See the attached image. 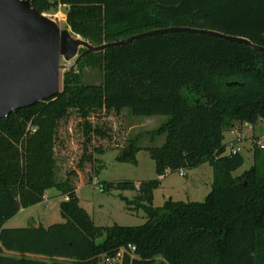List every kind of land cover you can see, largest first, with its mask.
<instances>
[{"label": "trees", "instance_id": "trees-1", "mask_svg": "<svg viewBox=\"0 0 264 264\" xmlns=\"http://www.w3.org/2000/svg\"><path fill=\"white\" fill-rule=\"evenodd\" d=\"M60 2L69 6L67 27L93 45L189 26L264 46V0H37L33 6L42 13ZM86 65L103 66V86L83 84ZM235 80L239 84L228 85ZM62 83L54 98L0 119V264H99L122 248L121 264H264V149L256 143L254 164L236 176L245 158L225 142L237 124L264 122V52L209 35L158 34L85 55ZM125 109L167 116L149 132L165 134V143L145 148L159 176L212 166L213 188L204 201L147 206L148 220L140 226L95 224L80 204L76 181L82 176L92 183L98 172L86 146L107 133L92 120ZM71 114L81 120L85 147L78 169L59 178L57 132ZM138 143L137 136L109 148L118 151L117 161L137 164ZM159 183L143 181L136 188L131 181L109 182L102 190L136 188L152 201ZM53 188L64 197L63 223L6 227Z\"/></svg>", "mask_w": 264, "mask_h": 264}, {"label": "rangeland", "instance_id": "rangeland-1", "mask_svg": "<svg viewBox=\"0 0 264 264\" xmlns=\"http://www.w3.org/2000/svg\"><path fill=\"white\" fill-rule=\"evenodd\" d=\"M61 11L66 19L58 20V22L64 28L67 27L68 8H62ZM100 115L96 119L92 118V123L94 126L103 128L107 136L103 139L95 135L91 145L86 146L87 151L92 152V168L93 170L97 169L98 172L92 183L87 184V180L82 176L76 181L80 204L91 215L97 226H140L148 220L147 206L162 207L168 199L185 202L205 200L212 190L214 182L213 168L209 163L201 164L193 169L169 171L164 176H159L156 172L155 161L145 149L150 146H162L165 143V134L153 137L149 132L159 128L167 120V116L136 115L129 109L123 110L120 114H103L102 112ZM57 136V173L59 178H64L68 170L78 169V161H80V155L84 149L85 135L80 118L76 114H71L62 120ZM137 136L139 137L138 144L142 147L137 154L138 163L117 161L118 151L112 150L111 146L123 145L127 140ZM263 137V121H260L256 126L253 125L252 129L237 124L235 128L225 133V142L229 145L228 148L236 147L245 158L244 165L234 173L236 176L252 167L256 143ZM104 142L109 143L106 148L103 145ZM98 145L104 149L101 154L94 151ZM90 171L85 170L89 174ZM80 172L86 174L83 171ZM150 180H160L158 186L153 189L152 201L146 199L136 189L141 182ZM120 181L134 182L136 188L102 190L103 183ZM63 199L64 197L56 188L50 189L46 192L42 205H36L18 213L8 222L7 227L38 226L40 224L49 226L63 223L65 220L62 218L60 210ZM158 259L160 260V257Z\"/></svg>", "mask_w": 264, "mask_h": 264}, {"label": "water", "instance_id": "water-1", "mask_svg": "<svg viewBox=\"0 0 264 264\" xmlns=\"http://www.w3.org/2000/svg\"><path fill=\"white\" fill-rule=\"evenodd\" d=\"M180 32L209 35L264 52V46L246 37L189 26L158 28L120 41L93 45L71 27L62 28L56 20L38 11L30 1L0 0V119L54 98L61 90V72L76 69L87 53L106 51L152 35ZM83 74L84 85L103 86L101 69L89 67L83 70ZM233 84L237 82L229 83ZM150 198H153L152 194Z\"/></svg>", "mask_w": 264, "mask_h": 264}, {"label": "built area", "instance_id": "built-area-1", "mask_svg": "<svg viewBox=\"0 0 264 264\" xmlns=\"http://www.w3.org/2000/svg\"><path fill=\"white\" fill-rule=\"evenodd\" d=\"M30 1L33 5V3L37 0H27ZM69 6L63 3H59L58 4V9H52V10H48L45 12H42L44 15L56 20L58 22V20H65L66 17L64 16L63 12L61 11L62 8H68ZM52 11V12H51ZM59 23V22H58ZM244 126L248 127L249 129L253 128V125L250 123H245L243 124ZM35 130V129H34ZM258 145L260 146V148L264 149V137L258 141ZM230 149L234 152L239 151L236 147L232 146L230 147ZM131 249H133V247L130 245L129 246ZM125 255V249L122 248L120 249L114 256H108V257H104L99 264H121L123 261Z\"/></svg>", "mask_w": 264, "mask_h": 264}, {"label": "flooded vegetation", "instance_id": "flooded-vegetation-1", "mask_svg": "<svg viewBox=\"0 0 264 264\" xmlns=\"http://www.w3.org/2000/svg\"><path fill=\"white\" fill-rule=\"evenodd\" d=\"M126 38V37H125ZM121 39H124V38H121ZM120 39V40H121ZM120 40H117V41H120ZM112 42H115V41H112ZM105 43H107V42H105ZM104 44V43H103ZM102 45V44H101ZM84 50H82V52H83ZM107 51V50H106ZM106 51H102L103 53L104 52H106ZM102 52H97V53H102ZM92 53H94V52H92ZM87 54H90V53H87ZM87 54H85V55H87ZM85 55L80 59V61L78 62V65H77V67H76V69H78V66H79V64L83 61V59H84V57H85ZM89 67H91L93 70L94 69H101V71L103 72V74H104V69H103V66H101V65H86L84 68H83V70L84 69H88ZM76 69H74V70H76ZM83 70H82V73H83ZM73 71V70H72ZM65 73V72H64ZM64 73L63 72H61V76L63 77L64 76ZM229 83H231V82H229ZM229 83H228V85H229ZM63 84V83H62ZM83 84H84V74H83ZM237 84H239V82H237ZM237 84H233V85H237ZM104 85V84H103ZM231 86V85H230Z\"/></svg>", "mask_w": 264, "mask_h": 264}, {"label": "crops", "instance_id": "crops-1", "mask_svg": "<svg viewBox=\"0 0 264 264\" xmlns=\"http://www.w3.org/2000/svg\"><path fill=\"white\" fill-rule=\"evenodd\" d=\"M43 203H44V202H43ZM43 203H40V204H38L37 206H40V205H42ZM29 209H30V208H29ZM24 210H27V209H22L20 212H23ZM20 212H19V213H20ZM15 217H16V216H15ZM12 219H13V218H12ZM9 221H10V220H9ZM9 221H8V222H9ZM8 222L6 223V227H7V225H8ZM44 226H45V225H44ZM46 227H47V226H46Z\"/></svg>", "mask_w": 264, "mask_h": 264}]
</instances>
